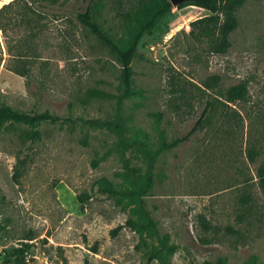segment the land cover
I'll use <instances>...</instances> for the list:
<instances>
[{
	"label": "rangeland",
	"instance_id": "374dc122",
	"mask_svg": "<svg viewBox=\"0 0 264 264\" xmlns=\"http://www.w3.org/2000/svg\"><path fill=\"white\" fill-rule=\"evenodd\" d=\"M63 1L0 0V104L62 118L35 140L0 128V262L29 242L26 264H264V0H243L220 53L188 33L210 11L172 5L139 42L127 97L75 16L86 3ZM149 1L97 0L94 17L123 47Z\"/></svg>",
	"mask_w": 264,
	"mask_h": 264
},
{
	"label": "trees",
	"instance_id": "16d2710c",
	"mask_svg": "<svg viewBox=\"0 0 264 264\" xmlns=\"http://www.w3.org/2000/svg\"><path fill=\"white\" fill-rule=\"evenodd\" d=\"M81 1L86 4L83 10H74L76 18L101 42V44L108 47L112 54L119 60L121 63L120 80L123 88L121 96L127 97L131 95L133 93L131 88V60L137 53L139 42L144 34L152 33L161 20L171 12L172 4L169 0H150L144 11V17L138 24L135 33L130 38L127 45L121 47L113 41V39L103 30L102 26L95 20L94 12L97 0ZM66 2L67 0H64L62 5L66 4ZM242 3L243 0H195L183 2L176 7L181 8L185 5H195L210 11V14L190 22V30L188 33L193 35L196 39L206 40L212 52L220 53L225 52L230 46L229 35L238 25L236 11ZM7 5L8 4L0 8V12L3 11L4 7ZM16 73L24 75L19 69L16 70ZM246 94L247 91L244 84H235L226 89L225 99L228 102L243 100L245 99ZM212 107V102L207 101L200 116L189 131L186 134L177 137L169 146L179 145L189 139V137L200 127L203 121L209 117ZM60 120H62L60 116L50 113L49 111H34L28 113L14 109L4 103L0 104V128L7 121L27 124L32 128L28 135L33 140L39 138V127L43 123H54ZM259 177L264 186V169H260ZM89 197L90 194L87 192L78 195V199L81 203H85ZM128 224L132 226L135 225L134 222L131 221H128ZM202 224L205 228L208 227L206 222L202 221ZM121 228L122 225H118L113 231L116 232ZM30 246L31 244L29 242H21L18 246L12 247L4 255L0 264H26V255ZM204 264H226V262L223 258H218L215 261H207Z\"/></svg>",
	"mask_w": 264,
	"mask_h": 264
},
{
	"label": "water",
	"instance_id": "95a60500",
	"mask_svg": "<svg viewBox=\"0 0 264 264\" xmlns=\"http://www.w3.org/2000/svg\"><path fill=\"white\" fill-rule=\"evenodd\" d=\"M173 6H177L183 2L195 1V0H169Z\"/></svg>",
	"mask_w": 264,
	"mask_h": 264
}]
</instances>
